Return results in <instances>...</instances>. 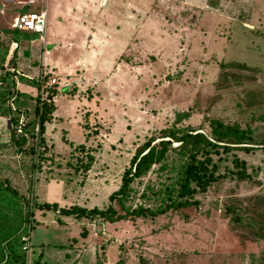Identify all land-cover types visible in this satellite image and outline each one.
Masks as SVG:
<instances>
[{
    "label": "rangeland",
    "instance_id": "374dc122",
    "mask_svg": "<svg viewBox=\"0 0 264 264\" xmlns=\"http://www.w3.org/2000/svg\"><path fill=\"white\" fill-rule=\"evenodd\" d=\"M24 1L0 0V31L11 29ZM207 2L45 0L41 59L58 80V119L46 124L45 151L28 138L26 149L33 146L35 154H19L9 141L8 107L22 116L36 92L19 93L14 103L15 80L2 81L0 70V263L11 242L28 264H264V236L253 227L264 222V148L236 154L246 164L245 180L229 174L230 154L214 156L221 177L194 195L198 206L155 219L107 223L30 207L106 208L137 147L176 122L206 133L207 121L219 118L264 137V0ZM212 7L220 12L207 10ZM239 13L246 20L231 18ZM8 35L0 32L11 57L16 37ZM16 39L28 43L37 36ZM25 85L35 89L21 79ZM84 112L92 114L88 143L96 150L87 173L76 170L85 156L74 150L83 141ZM166 165L134 183L129 206L160 204L159 191L178 172L173 152ZM228 208L241 224L231 222Z\"/></svg>",
    "mask_w": 264,
    "mask_h": 264
},
{
    "label": "trees",
    "instance_id": "16d2710c",
    "mask_svg": "<svg viewBox=\"0 0 264 264\" xmlns=\"http://www.w3.org/2000/svg\"><path fill=\"white\" fill-rule=\"evenodd\" d=\"M35 11L36 8H28L26 6L20 8L18 14ZM241 14V13H240ZM238 14L237 19L244 21L242 15ZM3 35L11 36V39L18 38L20 33L14 29L1 30ZM14 39L11 42L17 43ZM9 49H5L0 38V70L4 72L2 81L6 80L8 76H14L10 73L8 67L15 64L16 51H13L9 57ZM42 83L38 82V78L34 81L37 88V96L34 98V107L32 111L19 112L25 119L29 120L33 116L32 121H28L22 128L23 135L16 134L18 126V116L12 115L11 107H8V121H9V141L15 146V149L21 154L22 152L29 155L35 154L33 146L27 148L28 138H32L39 143L42 150L45 151L47 142L44 134L46 124L50 123L55 111L54 98L57 95L56 86L47 87L44 82L50 79L49 73L42 75ZM15 81L12 82L13 91L15 90ZM16 91V90H15ZM12 96L14 103L18 100L17 94ZM12 95L9 91L6 93ZM16 111V110H15ZM13 111V112H15ZM260 120H264L263 117ZM38 124V133L35 135V126ZM180 123L176 122L169 128L158 131L157 136H150L144 143L139 145L135 153L131 157L128 167L124 170L120 186L109 197V204L104 209H87L79 206L60 207L55 203H43L36 205L32 202L31 208L57 212L59 215L72 217L74 219H100L107 223H115L128 219L147 218L155 219L158 216L164 215L168 212L181 211L198 206V202L194 200L196 193H204L213 183H215L221 176L219 175V164L214 160V156L222 154L231 155V164L233 170L229 174L235 176L237 180H245L248 178L246 173V164L236 154H249L260 148H264V137L258 138L254 136L253 130L249 125L241 126L234 122H225L219 118H211L207 121L206 133L199 130H193L189 127H179ZM97 131V129H92ZM83 143L76 145L74 150L83 153L85 157L77 159L76 170L87 173L94 162L96 154L95 147L89 145V126L83 125ZM98 133H95V135ZM173 144H178L173 147ZM89 148H93L92 150ZM170 152H173L178 157V172L176 179L172 183L165 185L162 191H159L161 199L160 204L155 208L136 206L133 208L128 204L131 203L132 195L134 196L133 185L148 176L155 167L160 171H166V162ZM82 159H85L83 162ZM4 188L9 190V185L4 182ZM151 193L157 195L158 193L152 188H148ZM13 194L15 192L11 190ZM141 197H145L142 194ZM29 204V203H28ZM233 214L231 222L234 224H241L238 215L234 214L233 208H228ZM27 218L31 216L28 212ZM253 226V225H252ZM254 234L257 237L264 236V222L253 226ZM6 257L3 264H24L23 253H20L13 243H6ZM115 264H123L118 261Z\"/></svg>",
    "mask_w": 264,
    "mask_h": 264
},
{
    "label": "crops",
    "instance_id": "0c3cea01",
    "mask_svg": "<svg viewBox=\"0 0 264 264\" xmlns=\"http://www.w3.org/2000/svg\"><path fill=\"white\" fill-rule=\"evenodd\" d=\"M195 1L196 0H188L189 4L195 3ZM181 2H183V0H181ZM206 4H207L206 7H208L209 2H207V0H206ZM189 7L190 8H196V7H193L190 5H189ZM28 8H31V7H28ZM32 8H36V7L32 6ZM207 10H211V11L216 12V13L220 12V8H218V7H212V8H209ZM241 13L244 14L243 12H241ZM231 18L237 19V16L231 17ZM237 20L241 21L239 19H237ZM13 48L16 49V53H17L16 63H15V66L13 67L14 72H16V73H13V72H11V73L14 74L13 79L15 80V83H16L15 90H16V92H18L17 98H19V93H22V92L32 93V91H35L36 92L35 95L37 96V88H36V84L34 81L39 76L45 75L46 73H49V72L45 71L46 66L44 65L43 60L41 59L42 54H43V51H41V48H42L41 44L38 40L30 41L28 43H26V42L23 43V42L19 41L17 43H13ZM49 74L51 75L49 77L50 79L53 78L56 80V82H58L57 78L53 74H51V73H49ZM21 79H24L29 83H33L35 85V89H33L27 85L21 87L20 86V80ZM54 104H55V109H56V97L54 98ZM33 107H34V102H33ZM33 107H32V109H33ZM32 109L28 110V111L30 112V111H32ZM90 116H92L91 112H84L83 113V118L85 119L84 122H86L84 125L87 124L86 120ZM57 119H58V117H54V114H53V118H52V121L50 123H52L53 121H57ZM82 124H81V126H82ZM89 125L91 126V123H89ZM81 130L83 131L82 127H81ZM83 141H84V139H83ZM83 141L81 143H83ZM81 143H79V144H81Z\"/></svg>",
    "mask_w": 264,
    "mask_h": 264
},
{
    "label": "built area",
    "instance_id": "2783aa9c",
    "mask_svg": "<svg viewBox=\"0 0 264 264\" xmlns=\"http://www.w3.org/2000/svg\"><path fill=\"white\" fill-rule=\"evenodd\" d=\"M24 6L32 7L35 6L36 10L31 12H25L18 14L11 24V28L20 32V33H27L31 35L37 36V40L44 44L45 42V32H46V25H47V11L45 6V0H25ZM15 45V44H14ZM10 72H14L13 67H11ZM42 75L38 77V82L42 83ZM47 87H53L56 84L55 79H48L44 82ZM25 125V119L23 116H20L18 119V126L16 128V134L18 136L23 135L22 128ZM38 133V124L35 126V135ZM31 207V204H30ZM29 244H27L23 250L27 251ZM4 262V261H3ZM3 262L1 264H3ZM24 264H28V260H26Z\"/></svg>",
    "mask_w": 264,
    "mask_h": 264
}]
</instances>
